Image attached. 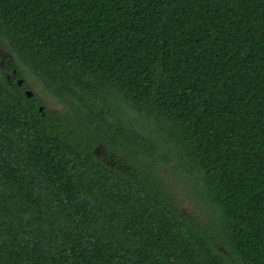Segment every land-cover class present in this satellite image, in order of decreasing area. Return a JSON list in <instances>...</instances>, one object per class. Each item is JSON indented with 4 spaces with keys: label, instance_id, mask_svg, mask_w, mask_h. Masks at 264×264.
<instances>
[{
    "label": "trees",
    "instance_id": "1",
    "mask_svg": "<svg viewBox=\"0 0 264 264\" xmlns=\"http://www.w3.org/2000/svg\"><path fill=\"white\" fill-rule=\"evenodd\" d=\"M0 264H264V0H0Z\"/></svg>",
    "mask_w": 264,
    "mask_h": 264
},
{
    "label": "rangeland",
    "instance_id": "2",
    "mask_svg": "<svg viewBox=\"0 0 264 264\" xmlns=\"http://www.w3.org/2000/svg\"><path fill=\"white\" fill-rule=\"evenodd\" d=\"M25 78L30 84V86L33 88L34 92H37V94L42 98L47 107H49L50 109L57 110L64 108L62 103H60L58 100H56L54 97H52L45 91V89L34 78V76L26 74ZM134 121L139 125H142V121L139 120L138 117L134 118ZM157 138L161 144L160 150L168 152L170 146L165 145V142L159 136H157ZM174 163L164 162L163 165L160 166V172L162 176H164L171 192L175 195V198L178 201L179 208H181L184 212L188 214L198 216L199 220H201L202 222L206 221L209 213L207 211L203 212L199 207L195 199L197 191L194 190V188L192 187V185H194L193 181H190L189 179L181 177L179 174H177L176 168L171 165Z\"/></svg>",
    "mask_w": 264,
    "mask_h": 264
},
{
    "label": "water",
    "instance_id": "3",
    "mask_svg": "<svg viewBox=\"0 0 264 264\" xmlns=\"http://www.w3.org/2000/svg\"><path fill=\"white\" fill-rule=\"evenodd\" d=\"M15 71H16V70H15ZM23 81H24V79H23V78H20V79L18 80V83H19V84H22ZM26 93H27L28 96H33L34 91L31 90V89H28V90L26 91ZM43 108H44V107L41 106V110H43Z\"/></svg>",
    "mask_w": 264,
    "mask_h": 264
},
{
    "label": "flooded vegetation",
    "instance_id": "4",
    "mask_svg": "<svg viewBox=\"0 0 264 264\" xmlns=\"http://www.w3.org/2000/svg\"><path fill=\"white\" fill-rule=\"evenodd\" d=\"M13 73H14V71H13ZM15 74V73H14ZM8 76H11V77H13L14 75H8Z\"/></svg>",
    "mask_w": 264,
    "mask_h": 264
}]
</instances>
